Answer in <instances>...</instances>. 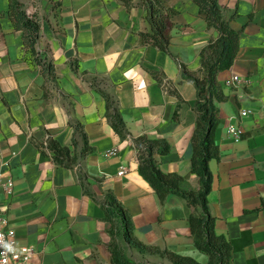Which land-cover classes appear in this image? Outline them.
<instances>
[{
  "label": "crops",
  "instance_id": "0c3cea01",
  "mask_svg": "<svg viewBox=\"0 0 264 264\" xmlns=\"http://www.w3.org/2000/svg\"><path fill=\"white\" fill-rule=\"evenodd\" d=\"M20 1L40 17L36 50L54 63L56 75L47 80L9 16V0H0V201L16 242L33 248L26 264H113L104 209L85 193L77 166L55 162L49 140L80 159L97 196L113 190L141 241L209 264L195 243L192 208L176 194L161 200L139 170L134 139L167 140L170 151L154 155L159 168L199 187L192 170L197 89L183 78L181 64L198 71L202 50L219 31L194 0H164L177 13L162 51L145 39L151 25L144 8L128 9L121 0ZM219 4L226 18L237 14L230 25L240 47L234 64L218 75L227 99L217 103L220 155L209 161V209L216 233L238 246L230 264H264V0ZM105 95L116 101L126 138L108 119ZM242 110L248 114L241 117ZM231 123L242 128L241 138L229 133ZM75 124L93 152L83 154ZM8 180L11 192L1 185ZM130 255L163 264L150 252L130 249Z\"/></svg>",
  "mask_w": 264,
  "mask_h": 264
},
{
  "label": "trees",
  "instance_id": "16d2710c",
  "mask_svg": "<svg viewBox=\"0 0 264 264\" xmlns=\"http://www.w3.org/2000/svg\"><path fill=\"white\" fill-rule=\"evenodd\" d=\"M128 9L141 7L147 11V20L151 32L145 34V39L162 51H168L172 38V17L177 13L174 8L164 5V0H121ZM139 1V2H137ZM200 11L206 15L209 27L219 31V37L212 40L201 52V68L191 71L181 64V74L184 79L193 83L197 89L195 110L198 113L196 128L193 136L192 170L197 173L198 188L187 186L183 176L175 172H163L155 162V153H168L171 145L165 139L151 140L146 135L134 139L137 149V159L141 174L151 183L159 197L164 202L169 194L182 197L192 208L190 225L196 246L209 256V264H230L232 253L238 249L234 241H228L215 231V219L209 209V193L213 180L209 169V161L219 158L220 149L215 139V133L220 122L218 101H224L227 96L218 81L219 73L229 69L239 52V34L230 25L232 19L226 18L219 0H194ZM9 16L18 31L23 32L26 48L36 56L42 73L50 82L56 81L54 63L42 58L36 50L41 20L38 13L28 14L25 4L20 0H9ZM158 78V75L156 76ZM108 103L107 116L115 131L122 137L129 135L126 123L119 111L116 101L110 95H105ZM82 130L80 125H74ZM85 140L84 155L94 151L87 142V136L81 131ZM42 147L45 145L42 143ZM47 147L54 151L57 164L75 168L85 193L97 200L105 212V218L110 223L111 241L109 248L113 264H148L136 261L130 255V249L140 253L150 252L168 258L172 264H201L190 256L180 255L169 249L156 245H147L135 233L132 215L125 204L115 195L113 190L103 191L97 196L85 183L88 175L82 168L80 159L71 155L68 147L57 141H47Z\"/></svg>",
  "mask_w": 264,
  "mask_h": 264
},
{
  "label": "built area",
  "instance_id": "2783aa9c",
  "mask_svg": "<svg viewBox=\"0 0 264 264\" xmlns=\"http://www.w3.org/2000/svg\"><path fill=\"white\" fill-rule=\"evenodd\" d=\"M235 82L241 81L238 76H234ZM248 83V80H245ZM248 112L242 110L240 112L241 117L246 116ZM228 131L235 138H241L243 135L242 128L237 124H229ZM116 150L108 151V154H114ZM8 192L13 191L14 182L8 180L5 183H1ZM33 253V248L28 245H19L16 240L13 231L8 227V217L5 210L2 207L0 201V264H26Z\"/></svg>",
  "mask_w": 264,
  "mask_h": 264
},
{
  "label": "rangeland",
  "instance_id": "374dc122",
  "mask_svg": "<svg viewBox=\"0 0 264 264\" xmlns=\"http://www.w3.org/2000/svg\"><path fill=\"white\" fill-rule=\"evenodd\" d=\"M155 258L158 259L159 261H161L163 264H167L169 259L165 258V257H161L159 254H154Z\"/></svg>",
  "mask_w": 264,
  "mask_h": 264
}]
</instances>
